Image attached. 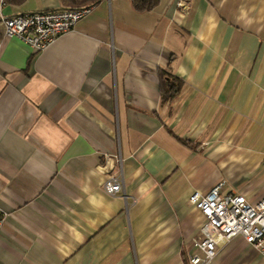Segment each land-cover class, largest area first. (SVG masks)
<instances>
[{
  "label": "crops",
  "instance_id": "0c3cea01",
  "mask_svg": "<svg viewBox=\"0 0 264 264\" xmlns=\"http://www.w3.org/2000/svg\"><path fill=\"white\" fill-rule=\"evenodd\" d=\"M166 72L183 88L162 101ZM219 183L264 198V0H101L39 53L0 21V264H189L188 198ZM209 264L264 254L237 236Z\"/></svg>",
  "mask_w": 264,
  "mask_h": 264
},
{
  "label": "built area",
  "instance_id": "2783aa9c",
  "mask_svg": "<svg viewBox=\"0 0 264 264\" xmlns=\"http://www.w3.org/2000/svg\"><path fill=\"white\" fill-rule=\"evenodd\" d=\"M3 4L4 0H0V7ZM89 10L58 9L9 17L0 13L3 36L18 38L34 53H39L71 31ZM104 187L108 193L117 194L121 190V182L111 177ZM223 187L224 183H219L206 195L194 191L188 198V202L205 218L200 235L192 241L199 254L190 255L189 264H209L217 250L237 236L264 254V198L257 203H250L242 195H222ZM3 221L4 215L0 211V230Z\"/></svg>",
  "mask_w": 264,
  "mask_h": 264
},
{
  "label": "trees",
  "instance_id": "16d2710c",
  "mask_svg": "<svg viewBox=\"0 0 264 264\" xmlns=\"http://www.w3.org/2000/svg\"><path fill=\"white\" fill-rule=\"evenodd\" d=\"M60 9L80 10L91 9L101 0H59ZM133 9L138 13H144L152 10L158 3V0H130ZM161 97L162 101L174 99L179 95L183 88V81L170 73H160Z\"/></svg>",
  "mask_w": 264,
  "mask_h": 264
}]
</instances>
